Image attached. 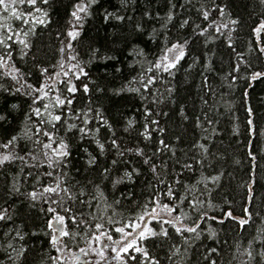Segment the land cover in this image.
I'll use <instances>...</instances> for the list:
<instances>
[{"label":"snow or ice","instance_id":"obj_1","mask_svg":"<svg viewBox=\"0 0 264 264\" xmlns=\"http://www.w3.org/2000/svg\"><path fill=\"white\" fill-rule=\"evenodd\" d=\"M56 2L0 0V264H27L26 238L38 233L16 222L25 208L43 217L40 231L50 251L40 250L39 264H264V202L255 206L252 140L247 156L253 169L239 183L243 203L236 215L229 158L213 150L218 116L230 114L232 104L218 98L211 76L223 73L221 84L229 89L244 81L245 99L264 82V0H253L251 24L231 10L230 0H166L163 15L148 0L129 35L146 37L155 48L125 38L133 58L128 75L111 65L113 80L119 73L124 81L119 88L90 72L100 49H83L85 24L102 0H72L69 19L53 32ZM138 2L120 0L123 12L104 9V21H134L127 12ZM45 32L54 42L42 41ZM221 44L228 50L227 72L217 67L213 46ZM194 70L196 97L178 96L177 73L187 81ZM115 97L136 101L140 118H110L103 101L115 103ZM245 112L251 138L255 113L247 105ZM173 114L182 129L174 138L162 125ZM189 129L199 135L186 143ZM232 131L241 134L239 125ZM74 152L86 157L92 177L71 175ZM141 180L139 194L120 189ZM225 225L242 237L229 246L227 260L222 246L228 241L220 238Z\"/></svg>","mask_w":264,"mask_h":264},{"label":"trees","instance_id":"obj_2","mask_svg":"<svg viewBox=\"0 0 264 264\" xmlns=\"http://www.w3.org/2000/svg\"><path fill=\"white\" fill-rule=\"evenodd\" d=\"M182 2V0H179ZM72 0H57L55 7L51 9V15L53 19V24L50 26L51 31H55L57 27L63 26L67 19H69L67 13L71 11ZM231 10L240 16H243L248 24H251L255 19V12H253L252 19H248V13L253 11V0H230ZM148 4V0H139L138 4L135 6L134 10L127 12V15L135 17L132 22L125 21L123 24L110 20L105 22L103 19V10L108 9L109 11H121L120 0H102V7H98L87 20L85 24L84 31L82 32L83 49H86L89 44L100 49L101 58L98 59L90 68L92 76L96 79H103L107 77V80L112 81V85L119 88L124 82L119 73L116 74V79L113 80L112 77V64H117L121 68L125 69L124 75L127 76L128 72L126 65L132 62L133 58H130L128 53L130 52V47L127 41L135 42L139 47L146 48V50L154 49L155 45L151 43H146V37H138L129 35L132 29V24L140 20L141 13L144 7ZM149 7L152 8L153 12L159 11L163 15L166 8V0H151ZM178 11H182L178 9ZM256 11H259L258 9ZM183 15H188L187 12H182ZM193 18H195V12H191ZM159 28L158 22L153 21L152 25ZM175 31V29H173ZM247 27L240 32V42L242 43L247 34ZM42 41L44 43L54 42L50 41L49 33L45 32L42 36ZM219 43V42H218ZM77 48H81L80 45H76ZM217 51V67H222L224 72L228 70V50L221 44L219 48L213 46ZM243 47V44H242ZM81 49V50H83ZM106 55H115L117 57L116 61H106L102 57ZM105 65H108L107 67ZM223 73L211 74L213 83L217 87L218 98L219 94H222L224 101L231 102L232 112L225 113L221 110L218 116L219 124L218 136L215 138L214 144L215 148L213 150L219 149L221 152L226 153L229 158L228 170L232 173L234 179L232 180L231 195L235 197L236 215L240 214V205L243 203L241 200L242 191L239 188V183L247 180L248 175L253 169V162L247 156L248 140H252L251 150L256 156L255 161V176L254 178L258 181L255 185L256 201L255 206L260 207L262 202H264V82L255 84L254 88L248 89L249 97L245 99L243 97L244 91V81H240L238 86L229 89L227 82L221 84V76ZM200 77L196 74V70L193 71L192 76L185 80V73L183 71L177 73L176 79L173 82L177 88V95L180 97L190 96L192 98L196 97V85L199 84ZM110 94V93H109ZM130 96L131 94H126ZM115 103H110L109 101H103L105 108H108V115L112 119H121V117L136 116L139 119V114L137 112L136 104L137 102L128 98L121 99L120 97H115ZM222 101L221 103H223ZM197 107L199 106V101H196ZM245 105L251 106L255 113V125L257 128L256 135L249 138L246 132V112ZM220 106L219 104L217 105ZM168 109L165 108V111ZM236 117L239 119L237 120ZM179 123V118L176 115H170V118H162V125L169 129V136L178 134L182 131L177 125ZM239 125L240 135L236 136L233 134L232 129ZM135 134H133L134 136ZM199 130L194 132L189 129L187 135L185 136L186 143L191 140L193 136H198ZM126 142H131V138L125 136ZM186 146V145H185ZM236 161H239L237 164ZM107 162V160H104ZM73 166L70 169L71 175L77 180H84L86 177H92L93 172L87 170L86 157L80 152H74L72 157ZM3 181V177L0 176V182ZM142 186V180L134 188H129L125 186H120V189L124 192L129 190L135 191L137 194L140 192ZM226 191H229L226 189ZM119 195V192H117ZM2 203V201H0ZM15 206H20V200L16 199L14 201ZM18 224L24 226V231L38 233L37 236H28L26 238V243L30 248L28 253L27 264H39V252L43 250L44 252L50 251L47 245V237L40 231L44 226L43 217L40 213L35 210L29 211L27 208L18 216ZM232 225H225L224 231L221 232V240H227L228 244L223 245V250L225 252L224 259L229 258L230 249L229 246H234L237 240L242 239L238 236L236 231L233 230ZM252 228L249 227L248 231L243 233V236H248L252 232Z\"/></svg>","mask_w":264,"mask_h":264}]
</instances>
